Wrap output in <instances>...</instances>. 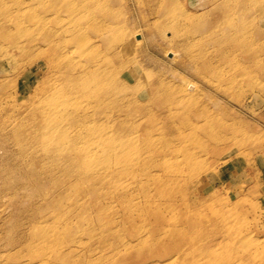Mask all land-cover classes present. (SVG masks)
<instances>
[{
	"label": "rangeland",
	"instance_id": "obj_1",
	"mask_svg": "<svg viewBox=\"0 0 264 264\" xmlns=\"http://www.w3.org/2000/svg\"><path fill=\"white\" fill-rule=\"evenodd\" d=\"M87 1L0 0V23L10 29L0 24V264H264V22L257 5L244 9L239 26L222 28L244 0H176L167 18V0H90L91 21ZM98 4L105 40L129 46L109 63L137 73L101 78L93 68L95 85H118L108 93L116 101L106 90L80 100L79 110L103 130L92 138L97 154L120 144L134 164L128 174L109 170L103 183L102 169L70 165L61 150L69 141L56 146L31 128L51 102L45 92L63 83L71 65L94 60L113 68L104 67L114 44L97 35ZM63 39L71 40L69 56L55 65L50 44ZM69 122L60 121L59 131L75 134L86 150V131ZM61 193L63 209H56L50 200Z\"/></svg>",
	"mask_w": 264,
	"mask_h": 264
},
{
	"label": "bare ground",
	"instance_id": "obj_2",
	"mask_svg": "<svg viewBox=\"0 0 264 264\" xmlns=\"http://www.w3.org/2000/svg\"><path fill=\"white\" fill-rule=\"evenodd\" d=\"M244 1H245L244 3L239 4L238 6H236L235 9H233L232 14H231V17L233 18V20L224 21L223 25L221 26L222 28L229 27V26H231L230 24H235L236 26H239L238 23H239L240 20H238V19L241 18V13H243L244 9L247 8L249 5H257L258 10H259L258 15H260L261 21L264 22V6L262 5L264 0H244ZM94 5L95 4L91 3V1L89 0V1L86 2L85 8H83V11L84 10L86 11V15L88 16V20L89 21H91L93 16H94L93 14H90L91 13L90 10H91V8ZM176 5H177V1L176 0H167L163 4L162 9H163V13L165 14L164 15L165 18H167L168 16H171V14L173 13L174 8H175ZM97 9L101 13V14H99V20H98V17H95L96 25H97L96 29L98 31L97 35L101 37L102 42H103V41H106L104 36H105L106 32L108 31V23L105 20V18H106L105 11L101 12L100 4H98V8ZM237 14H238V18L236 20L235 17L237 16ZM255 17H257V16H254L252 20H249L252 24H255L257 22ZM4 21L2 20L1 23H0V24H2V29H1L2 31H6L7 30L6 27H5V22ZM173 24H176L175 21H174ZM173 24H170V26L174 30H178V27L174 26ZM240 25L241 26L244 25V21H241ZM9 30L10 29L7 30L8 34H9ZM242 32L245 33L244 30ZM10 33H14V31L13 32L10 31ZM49 39L52 40V38H49ZM63 40H65L64 44L63 43H57L55 45H53L52 43L50 44L49 53L51 54V60H52L53 63H55V65H58L57 63L61 64L62 59L64 57H68L69 56V54H65L64 52L66 50V53H68L66 47H67V43L69 41H71V40H69V39H63ZM15 41H13V42H15ZM111 42H112V38H109L108 41H106L107 44H104L105 46L114 44L112 46H109L110 48L108 50L105 49L107 51L105 53L106 55H105L104 61H106V60L107 61H106V65H104V67L105 68L106 67H113V68L108 69V70L103 69L102 68L103 65L100 62H96L94 60L91 61V64H87V63L84 62L82 64L78 63L77 65H75L73 67L71 65L70 69L72 71L70 70L69 73L66 72V75H65V73L62 72L63 74L61 76H64V78H65V80H63V83L60 84V85L58 84L56 86H53L51 89H47V91L45 92V95H46L45 99H47V98L51 99V102H46L48 104V109L41 108L44 111L43 113L40 112L41 109H38V111L36 109L33 110V112H35V113H41V121L39 122V124L34 123L33 126L31 127L33 132H35L36 134H39L41 138L46 136V137H50L52 139L54 137L55 140L54 139L53 140H54L55 143L57 142V139H60V141L62 143H63V139L64 140L66 139V142L69 141V143L71 145L70 148L65 147V148H63L61 150H63L62 152L67 151V153L65 155H66V158L69 161L70 165L76 166L77 168L78 167L79 168L82 167L84 170L90 171V172H91V170L96 171L98 169H102L100 174H99L100 175L99 178H100L101 182L102 181L105 182L107 180L106 173L109 170L112 169L113 171H115V174L116 173L128 174L130 172V170L132 168V164H133V162H131L130 160H127V158L124 155V153H122L124 148L120 144H118L117 146H114V145L112 146V144L109 143V146L105 147V149H103V151H101V152H99L97 154V152L94 150V148H92V146H93L92 144H93V141L95 142L96 139L103 134V130L102 129L100 130V127L96 126L95 122H97V121L94 118H92V116L88 115L87 111H80L79 110V108H81L80 100L82 99V97L87 98V96L88 95L90 96L91 94H93L94 96H96V95L97 96L98 95L99 96H103L104 90H106L105 94L108 95V93L111 92L110 90H116L117 89L118 85L117 84H113V83L111 84L112 88H110L109 90L108 89H103L102 85L100 83H99V85H95L96 83H94V79H91V75H90V72L92 74L93 68L95 70H98V73L101 75V78L114 76L115 74H118L119 76L121 74V75L125 76V79H132V78L134 79V78L137 77L136 76L137 73L134 71V69L130 70L131 69L130 66H124V67L117 66V67H114V64H112V63L110 64L109 63V59L108 58L117 57V56L125 53L128 50V48H129V46L126 43H124V42L120 43L121 45L119 44L120 47H118V45H117L118 43H111ZM15 44H17V43H15ZM29 44H30V42H29ZM45 45H47V44H45ZM23 52H25V51H23ZM99 52H101V50ZM246 54L249 55V57L250 56H252V57H256L257 56L256 54H254V53H252L250 51L244 53V55H246ZM65 61L68 62L69 59H65ZM100 65H101V67H100ZM101 71H102V73H101ZM2 87L3 86L0 85V90H1ZM44 90H42V91H44ZM164 91H167V90H164ZM43 95H44V92H43ZM112 95L113 94H109L107 97H109L111 103H114L116 101V99ZM151 101L152 102H156L159 105H164V102L162 101L161 97H157V98H154V99L152 97ZM172 103L173 104H182L178 100H173ZM27 114H29V112H26L25 115H27ZM171 115H173L172 112H171ZM108 116H111V114H108ZM43 117H44V119H43ZM64 119L67 120V121H70L69 123H72L74 125L78 124L80 126V128H78L79 133L80 132L83 133L84 131H86V139L85 140L88 143L87 144L88 147H86V150L82 149V147H80V146H78L76 144L77 136L75 134H72L70 136V135L64 134L63 132L59 131V127H60V125H59L60 123L59 122L64 120ZM85 122H89V127H87L86 129H84L82 127V125ZM27 131L30 133L31 129L29 128ZM92 138H93V141H92ZM56 146H57V143H56ZM61 146H62V144H61ZM42 149L44 151L50 152L51 151V146L49 144H46V145H43ZM50 154H51V152H50ZM139 160H140V158H139ZM136 163H138V162H136ZM101 174H104V176H102ZM66 196H67L66 194H62V193L61 194H57L56 196L52 197V199L50 200V204L56 209L60 205L62 207V209H63L62 203H64V200H65ZM168 202H170V201H168ZM148 205H150V204L147 203L146 206H148ZM162 205H164V204H162ZM169 205L173 206V203H169ZM42 209H44V208H42ZM42 209L40 211H42ZM84 211H85V209L83 210V212ZM39 215H41V214H39ZM164 217H167V216H164ZM189 219H191V218L189 217ZM194 222H192V223H194ZM88 231L89 230H87V232ZM149 231H150V229H149ZM163 232H165V231H163ZM148 233H150V232H148ZM144 236H145V234H144ZM146 236H147V234H146ZM75 242H77V241H75ZM43 245H41V246H43ZM50 245H49V247H50ZM65 246H66V244H65ZM51 247H50V249H51ZM43 248H44V246H43ZM72 251H73V249H72ZM151 255H153V254H151ZM36 257H37V255H36ZM62 257H64V256H62ZM65 258H66V256H65ZM90 263H91V260H90Z\"/></svg>",
	"mask_w": 264,
	"mask_h": 264
}]
</instances>
